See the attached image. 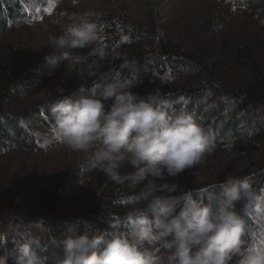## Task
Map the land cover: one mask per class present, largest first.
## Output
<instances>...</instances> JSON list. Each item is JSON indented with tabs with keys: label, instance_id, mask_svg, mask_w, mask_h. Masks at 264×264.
<instances>
[{
	"label": "trees",
	"instance_id": "trees-1",
	"mask_svg": "<svg viewBox=\"0 0 264 264\" xmlns=\"http://www.w3.org/2000/svg\"><path fill=\"white\" fill-rule=\"evenodd\" d=\"M23 1L30 6L35 0H0V35L24 23L27 16ZM229 2L238 12L241 7L253 11L260 0ZM158 23L159 19L155 24L144 26L127 20L120 24L114 16L105 15L100 42L106 55H89L92 47L89 45L73 50L72 58L62 63L70 62L87 87L95 81L110 80L117 71L128 87L136 88L139 83L159 87L173 107L183 106L195 114L198 122L208 130L215 149L233 148L230 156L229 152H224L225 155L219 153L221 156L217 159L204 160L203 165L215 161L209 169L204 168L203 176L199 175V188L192 191L194 198L198 196L214 204L212 197L219 188L213 186L228 177L248 176L257 189L264 190V157L258 155L262 153L259 143L264 142V35L255 38L245 33L232 38L206 25L199 28L198 33L187 32L186 44L189 45L182 47L175 43L179 38ZM260 24L264 29V20L261 19ZM76 55L81 56L78 64L73 62ZM221 57L231 58L233 65L225 70ZM92 72L94 75L90 74ZM47 81L48 77L38 64L15 67L0 60V161L18 149L27 154H42L60 145L53 135L50 107L66 95L64 92L49 91L40 103L19 111L10 109ZM228 158L232 161L228 162ZM85 172L84 166L69 164L54 170L45 167L24 184L11 178L9 173L0 180V238L7 239V246L0 247V254L7 252L10 264L16 256V245L30 235L54 243L55 237L82 233L86 226L110 227V230L128 228L127 213L136 207L127 203L135 200L128 195L141 199L142 188L134 184L124 187L128 182L119 183L107 177L102 182L103 189L94 191L88 198L89 204L75 211L78 195L86 188V178L82 179ZM160 179H146L150 197L159 191ZM170 186L179 190L177 186ZM141 203H145L142 208L147 204ZM41 219L43 231L36 226ZM245 222L247 230L242 239L255 246L264 245V212L245 214ZM56 250L55 245L50 244L43 254ZM232 264H236L235 260Z\"/></svg>",
	"mask_w": 264,
	"mask_h": 264
},
{
	"label": "clouds",
	"instance_id": "clouds-1",
	"mask_svg": "<svg viewBox=\"0 0 264 264\" xmlns=\"http://www.w3.org/2000/svg\"><path fill=\"white\" fill-rule=\"evenodd\" d=\"M43 2L53 12L58 5L56 0ZM25 12V21L34 18ZM100 32L96 11L72 15L61 34L48 37L53 51L46 62L56 66L72 58L73 50L89 45V55L105 56ZM80 60L76 55L73 62ZM50 112L54 137L72 151L90 153V166L119 183L131 179L121 172L124 164L140 179L177 177L215 150L194 113L173 107L159 88L146 95L132 91L119 71L106 82L81 86L79 95H64ZM158 187L156 194L145 197L144 208L141 199L127 202L136 207L127 213L126 230L86 226L82 233L55 237L54 243L30 235L16 245L11 264H264V245L242 239L245 214L264 212V190L250 177H228L213 186L219 188L214 204L194 198L191 190L175 197L169 184ZM36 226L43 231V220ZM50 244L57 250L43 254ZM6 246L7 239L0 238V247ZM0 264H10L7 252L0 254Z\"/></svg>",
	"mask_w": 264,
	"mask_h": 264
},
{
	"label": "rangeland",
	"instance_id": "rangeland-1",
	"mask_svg": "<svg viewBox=\"0 0 264 264\" xmlns=\"http://www.w3.org/2000/svg\"><path fill=\"white\" fill-rule=\"evenodd\" d=\"M56 1L58 5L54 7V12L50 4L43 2V0H35L30 6L23 1L25 10L33 14L34 18L30 17L24 23L17 24L11 30L0 35V60L10 62L15 67L38 64L48 77L47 83L43 84L39 90L33 92L29 97H25L19 103L11 105V110L19 111L35 103H40L46 98L45 94H48L49 91L57 90L64 92L66 95H79L81 86L87 87L86 82H82V77H80L81 81L79 80L80 78L75 73V68L70 62L62 63L64 60H61L56 67H53L45 60V57L53 51L51 46L48 45V37L61 34L65 26L70 22V17L85 10L96 11L101 26L102 18L105 15L114 16V19L120 24L127 20L129 23L138 26L155 24V21L159 19L158 25L163 29L167 27L173 37L179 38L175 43L182 47L189 45L186 44L187 40H189V35H186L187 32L198 33L199 28L206 25L211 26L214 32L223 31L232 38L239 35L242 37L245 33H249L255 38L264 35L263 26L260 24L261 19L264 20V0H260L253 8V11L241 7L238 12L235 11V7L232 6L229 0H78V3L75 4L73 0ZM212 17L219 21L215 22ZM102 40V33H100V41ZM118 53L119 50H116L115 54ZM132 53L133 51L128 54ZM221 60L222 67L225 70L233 65L231 58L221 57ZM77 73L79 74V72ZM186 74H189V71ZM225 75L223 73V77ZM137 86L136 88H130L141 95H146L156 90V87L144 86L143 83H139ZM49 141L47 138V142ZM259 147H261L260 151L263 153L264 142H260ZM232 149L231 146L227 149H215L205 159L209 158L208 161L217 159L221 156L220 154L225 155L224 152H229L230 156ZM262 153H258L260 158L264 157ZM227 160L228 162L232 161V158ZM254 160L257 161V159ZM214 161L209 165L213 164ZM69 164H72L73 167L84 166L86 170L82 179L86 178L87 184H85L86 188L84 191L78 195V201L75 206V211H77L78 208L80 209L89 204L88 198L92 197L95 192L101 191L103 189L102 182L105 178L107 179L104 173L90 166V153L72 151L62 142L42 154H27L23 150L18 149L0 161V180H3L5 175L9 173L11 178L19 179L24 184L33 179L35 175H38L39 173L37 172L42 171L45 167L48 170H54L57 166L65 167ZM203 164L201 163L200 165ZM242 164L245 165L247 162L242 161ZM209 165H203V168L197 166L186 169L177 177L165 176L159 182L162 185L167 183L169 186L179 187V190L174 188L171 194L182 196L184 192L194 191L199 188V175L203 176L204 174L201 172ZM121 172L131 176V179L127 181L128 185L125 184L123 186L139 185V188H142L139 192L141 202L147 203L145 197L150 198L147 185L149 181L140 179L135 170L128 164L122 166ZM128 197L136 200L130 194ZM144 204L141 203L140 206L142 207ZM129 208L125 207L127 210Z\"/></svg>",
	"mask_w": 264,
	"mask_h": 264
}]
</instances>
